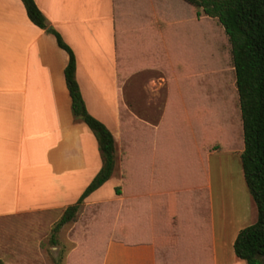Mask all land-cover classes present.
<instances>
[{
	"label": "crops",
	"instance_id": "0c3cea01",
	"mask_svg": "<svg viewBox=\"0 0 264 264\" xmlns=\"http://www.w3.org/2000/svg\"><path fill=\"white\" fill-rule=\"evenodd\" d=\"M34 2L75 56L87 112L115 142L112 176L61 229L73 233L69 257L76 264L89 255L96 264H246L233 243L257 210L241 166L234 72L231 63L228 86L216 72H208L212 85L199 84L201 16L189 6L186 23L170 21L149 0ZM67 62L20 0H0V219L47 212L57 222L102 166L94 135L73 117ZM142 71L161 75L148 84V112L138 113L121 90ZM93 208L91 225L79 224Z\"/></svg>",
	"mask_w": 264,
	"mask_h": 264
},
{
	"label": "trees",
	"instance_id": "16d2710c",
	"mask_svg": "<svg viewBox=\"0 0 264 264\" xmlns=\"http://www.w3.org/2000/svg\"><path fill=\"white\" fill-rule=\"evenodd\" d=\"M20 1L30 22L54 36L57 46L68 54L64 79L72 114L94 135L102 161L99 172L78 200L64 210L51 228L50 242L54 245L56 234L62 227L75 221L84 199L112 176L115 142L110 131L85 108L76 81V60L72 50L59 33L47 25L34 0ZM182 1L192 8L196 18L204 15L216 20L229 45L242 124L241 166L245 184L257 210L256 222L239 231L233 250L236 257L246 264H264V0ZM116 194H119L118 189ZM87 259H92V255Z\"/></svg>",
	"mask_w": 264,
	"mask_h": 264
},
{
	"label": "rangeland",
	"instance_id": "374dc122",
	"mask_svg": "<svg viewBox=\"0 0 264 264\" xmlns=\"http://www.w3.org/2000/svg\"><path fill=\"white\" fill-rule=\"evenodd\" d=\"M149 4L152 12L167 14L170 21L186 23L189 20V5L182 0H149ZM199 21V31L195 28V49L201 72L199 84L204 87L213 84L212 76L215 77V74L209 75L208 72H216L224 77L225 86L233 84L231 62L227 56L221 27L216 20L204 15ZM160 75L158 72H140L122 88V102H132L138 113L148 112L144 109V104L148 101V84L154 85ZM98 214L99 211L94 208L85 210L80 213L77 221L87 228ZM105 219L112 220L110 214ZM55 223L50 220L47 212L0 219V261L3 264H76L69 257L75 245L71 231L60 230L56 234V244L50 242L51 228ZM86 258L82 264H96V256L92 261H86Z\"/></svg>",
	"mask_w": 264,
	"mask_h": 264
}]
</instances>
